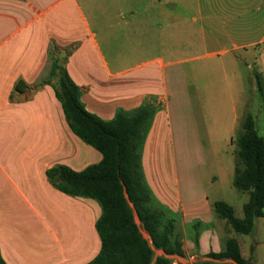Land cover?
I'll list each match as a JSON object with an SVG mask.
<instances>
[{
  "label": "crops",
  "instance_id": "obj_1",
  "mask_svg": "<svg viewBox=\"0 0 264 264\" xmlns=\"http://www.w3.org/2000/svg\"><path fill=\"white\" fill-rule=\"evenodd\" d=\"M88 10L82 0H0V252L6 264H88L102 246L101 204L61 192L47 176L55 166L81 172L103 158L71 130L50 77L53 60L80 88L85 109L103 121L146 102L156 106L141 170L154 205L174 221L173 238L184 254L175 264L226 263L209 255L224 252L231 239L245 260L261 264L256 255L263 258L264 239L257 240L255 229L258 220L264 226V216L251 235H240L216 215L215 203H228L244 218L249 194L239 191L246 198L236 208L221 189L235 177L233 134L247 113H264L255 84V75L264 82V0H151L139 15L119 8L108 17L102 10L99 20ZM117 27L129 54L112 34ZM187 40L191 49H212L187 56ZM203 59L215 60L198 63ZM245 65L257 68L256 112L243 86ZM19 81L29 87L21 95L14 94Z\"/></svg>",
  "mask_w": 264,
  "mask_h": 264
},
{
  "label": "trees",
  "instance_id": "obj_2",
  "mask_svg": "<svg viewBox=\"0 0 264 264\" xmlns=\"http://www.w3.org/2000/svg\"><path fill=\"white\" fill-rule=\"evenodd\" d=\"M50 77L57 80L56 95L73 133L98 150L100 163L81 172L66 166L47 171L51 183L61 192L96 199L102 215L96 228L102 246L99 254L88 264H175L165 256L183 257L181 243L174 239V221L156 207L141 170V148L149 130L156 106L150 102L131 111H120L111 121L90 114L81 101V91L58 60H53ZM256 90L264 110V82L255 75ZM29 87L19 81L15 93L24 94ZM236 144L234 187L249 194L244 205V218H238L232 206L224 201L215 203L216 215L230 223L240 235H251L255 220L264 216V136L258 133L255 118L247 113L240 123ZM134 212L149 239L144 238L135 222ZM215 260H232L234 264H253L242 257L237 239L227 242L224 252L210 254ZM0 264H6L0 252ZM200 264H233L210 263Z\"/></svg>",
  "mask_w": 264,
  "mask_h": 264
},
{
  "label": "rangeland",
  "instance_id": "obj_3",
  "mask_svg": "<svg viewBox=\"0 0 264 264\" xmlns=\"http://www.w3.org/2000/svg\"><path fill=\"white\" fill-rule=\"evenodd\" d=\"M82 1H84L86 6H88V9H89L88 11L90 13L94 14L95 19H96V17H98V20H99L101 14H102V10H103V12L104 11L106 12L108 17L112 16V14H114V12H115V9L118 10L119 8H121L125 14L131 13L132 11H136L137 15H139L140 10H142L143 7H146L147 4L151 0H82ZM116 32H117V35L119 36V39L121 41V44H120L121 52H123V54H125V53L129 54V42H126L124 36H122V33H123L122 29L118 28V27L116 29L114 28L112 34H115ZM190 43H192V42L190 40H187V50H186L187 56H192L194 54H199V53L204 54V53L210 52V50L212 49L210 46L204 48L207 45L203 44L198 49L194 50V49L190 48V46H189ZM171 45L172 46L174 45L173 42H171ZM219 46L220 47H224V46L228 47V44L223 42V43L219 44ZM112 49L115 50V47H113ZM224 58H220V59H224ZM123 60L125 61L126 58H124ZM214 60L215 59H209V60L203 59V60H200L198 63L206 65V64H209L210 62H213ZM249 64L253 65L252 62H249ZM255 71H257V68L255 66L254 67L252 66L249 70L246 68V65H245L244 72H243L244 77H242V79L245 83V84L243 83V86L246 89V95L249 96V101H250L249 107L255 110L252 112L259 111V108L257 109V104H258L257 92L254 91L255 90V84H254V80H253V74ZM247 73L250 74V76L252 77V83L248 81ZM207 93H209V92H207ZM203 94L205 95L206 91H203ZM255 121H256V125H257L256 127H257L258 132L261 135H264V113L261 111L258 112V115L255 116ZM237 132L238 131H236L233 134L232 140L235 139V137L237 136ZM232 140H231V142H232ZM229 143H230V140H229ZM232 145L234 146V148H236L235 143L234 144L232 143ZM203 171H204V174H205V172L210 173V171L207 170L206 168H204ZM227 186L228 187L223 186V189H221L223 197H226V199H229L233 203L234 207L237 208L238 203L240 204L246 198V195L244 197V195H241V193L239 194V191L237 189H235V187H233V185H229V183L227 184ZM135 222L140 227V231H141L142 235L144 236V238L149 239L148 234L146 233V231L144 230V228L142 226V223L140 221H138L137 218H135ZM262 223H263L262 220H258V222L256 223V229L255 230H256V237H257L258 241L264 239V226L262 225ZM249 240H251V239H249ZM246 242L250 243V241H246ZM159 252H160V250L156 251V253H159ZM257 253H258L256 255L257 261L260 262L261 264H264V255L260 256L263 258H259V255H260L259 251H257ZM254 257H255V255H254Z\"/></svg>",
  "mask_w": 264,
  "mask_h": 264
},
{
  "label": "water",
  "instance_id": "obj_4",
  "mask_svg": "<svg viewBox=\"0 0 264 264\" xmlns=\"http://www.w3.org/2000/svg\"><path fill=\"white\" fill-rule=\"evenodd\" d=\"M134 216H135V218H137L138 221H140L136 212H134ZM162 255L169 258V259H172V260H174L176 258L182 259V257H179V256L168 255L162 250H160L159 253H156V256H162ZM226 263H233L234 264V262L232 260H226Z\"/></svg>",
  "mask_w": 264,
  "mask_h": 264
}]
</instances>
